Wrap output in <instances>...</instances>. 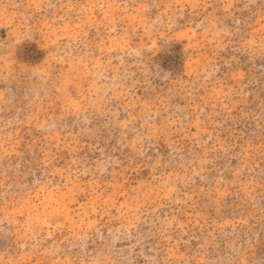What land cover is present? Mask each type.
Instances as JSON below:
<instances>
[{
	"label": "rangeland",
	"instance_id": "rangeland-1",
	"mask_svg": "<svg viewBox=\"0 0 264 264\" xmlns=\"http://www.w3.org/2000/svg\"><path fill=\"white\" fill-rule=\"evenodd\" d=\"M0 264H264V0H0Z\"/></svg>",
	"mask_w": 264,
	"mask_h": 264
}]
</instances>
